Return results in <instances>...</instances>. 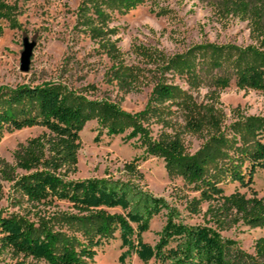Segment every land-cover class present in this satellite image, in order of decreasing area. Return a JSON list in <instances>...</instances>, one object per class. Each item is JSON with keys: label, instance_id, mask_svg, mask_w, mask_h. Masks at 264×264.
<instances>
[{"label": "rangeland", "instance_id": "1", "mask_svg": "<svg viewBox=\"0 0 264 264\" xmlns=\"http://www.w3.org/2000/svg\"><path fill=\"white\" fill-rule=\"evenodd\" d=\"M5 1L15 8V20L12 25L2 22L0 92L2 88L50 83L89 101L118 104L126 113L135 115L145 110L161 78L179 89V97L165 106L166 123L152 119L146 125L155 139L162 133L179 137L192 155L208 146L217 135V127L233 139L242 120L264 118V93L241 89L236 84L240 52L254 48L264 53V0H141L127 13L120 11L115 0ZM98 10L109 15L104 25L97 19ZM92 28L109 33H93ZM109 42L119 52L115 53L118 60L110 55L106 47ZM27 43L35 47L29 72L23 73L22 54ZM210 45L231 51L222 58L221 71L209 65V55L193 61L200 77L197 83H192L179 65L171 67L172 60L186 61V57L201 51L199 47ZM143 52L150 59L143 57ZM119 64L131 76L127 85L114 75L113 68ZM220 76L232 78L230 88H217L215 79ZM98 123L97 119L90 121L81 133L77 171L69 173V178L129 179L126 166L142 158L144 148L137 139L126 143L125 135L103 136L96 144ZM45 132L43 128L5 132L0 138V163L15 166L18 147ZM224 151L235 152L229 147ZM18 174L24 172L18 170ZM136 180L177 207L186 223L218 229L250 254H254L257 240L264 237V228L245 224L236 211L220 214L221 204L203 201L201 193L182 176L170 172L163 159L149 157L140 161ZM220 186L227 196L240 193L264 199V171L257 173L250 189L228 181ZM0 212L30 222H49L56 232L66 231L63 219L67 214H77L66 203L39 209L29 205L16 185L6 182L1 174ZM165 223L164 215L157 217L144 240L155 245ZM122 252L116 238L98 251L93 264H121ZM0 264L46 263L6 252L0 255ZM126 264L144 263L133 257Z\"/></svg>", "mask_w": 264, "mask_h": 264}, {"label": "trees", "instance_id": "2", "mask_svg": "<svg viewBox=\"0 0 264 264\" xmlns=\"http://www.w3.org/2000/svg\"><path fill=\"white\" fill-rule=\"evenodd\" d=\"M140 3L141 0L114 1L126 13ZM14 15L15 8L0 0V35L4 31L2 22L12 25ZM96 15L103 25L109 16L100 10ZM91 31L100 35L109 33L96 28ZM106 47L112 58L118 60L115 45L109 42ZM198 49L201 51L186 57V61L183 58L171 61V67L179 65L180 71L190 75L192 83L200 80L193 61L201 55H209V65L221 71L222 58L231 54L227 48L213 45ZM142 55L150 59V55L144 52ZM238 63L237 87L264 93V53L254 48L241 51ZM113 71L116 79L129 83L131 76L125 74L120 64ZM231 82L232 78L222 76L215 79L221 90L230 88ZM178 97L179 89L160 78L145 110L131 115L118 104L89 101L50 83L2 88L0 138L5 132L24 129L43 128L46 132L18 147L14 153L15 166L2 161L1 177L14 183L25 202L35 208L66 203L77 214H67L63 219L66 231L56 232L49 222H30L0 212V255L8 252L46 264H93L98 251L119 238L123 251L121 264L133 257L144 264L152 261L157 264H264V237L257 240L255 252L250 254L218 229L186 223L177 207L155 196L136 180L140 161H147L149 157L163 159L170 172L182 176L201 193L203 201L221 204L220 214L236 211L245 224L264 228V199L247 198L240 193L227 196L220 186L228 181L250 189L257 173L264 171V118L242 120L233 139L217 127V135L208 146L192 155L179 137L162 133L155 139L146 125L152 119L166 123L165 106ZM94 119L99 121L96 144L103 136L125 135L126 143L137 139L144 148V156L126 166L129 179L69 178V173L77 171L81 133ZM227 147L235 152L226 153ZM18 170L24 175L18 174ZM161 215L165 216L166 223L158 233V241L151 245L144 240V235Z\"/></svg>", "mask_w": 264, "mask_h": 264}, {"label": "water", "instance_id": "3", "mask_svg": "<svg viewBox=\"0 0 264 264\" xmlns=\"http://www.w3.org/2000/svg\"><path fill=\"white\" fill-rule=\"evenodd\" d=\"M34 44H26L25 45V50L22 54V66H21V71L23 73H28L30 69V62L31 58L33 56V50H34Z\"/></svg>", "mask_w": 264, "mask_h": 264}]
</instances>
